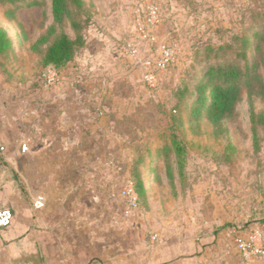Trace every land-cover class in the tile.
<instances>
[{"label":"rangeland","instance_id":"374dc122","mask_svg":"<svg viewBox=\"0 0 264 264\" xmlns=\"http://www.w3.org/2000/svg\"><path fill=\"white\" fill-rule=\"evenodd\" d=\"M146 5L155 17L149 29L177 57L150 84L136 58L121 51L129 46L140 59L153 49L149 35L134 28L135 11ZM71 6L85 45L57 73V83L44 86L48 68L44 72L29 47L53 24L51 0L0 4V25L14 45L0 56V144L8 153L24 139L25 117L38 110L40 95L64 96L62 108L70 111H110L107 125L131 160L110 168L115 190L102 202L108 207L100 221H113L112 228L97 230L90 245L84 231L68 232L81 237L74 253L80 263L102 259L108 244L120 253L122 244L140 260L191 255L202 245L199 264H264V255L245 258L234 244L236 236L252 234L264 245V0H83L79 9ZM61 28L75 36L68 19ZM95 64L106 76L92 74ZM219 64L238 65L244 74L234 114L215 126L207 115L212 84L205 73ZM131 167L144 187L135 208L121 193L129 189ZM115 206L122 211L110 218Z\"/></svg>","mask_w":264,"mask_h":264},{"label":"crops","instance_id":"0c3cea01","mask_svg":"<svg viewBox=\"0 0 264 264\" xmlns=\"http://www.w3.org/2000/svg\"><path fill=\"white\" fill-rule=\"evenodd\" d=\"M106 72L101 73L97 64L93 66L95 77L106 76ZM86 83H91V79ZM53 102L60 104L58 109H48ZM64 102V96L59 94L40 95L36 101L38 110L31 109V115L25 117L28 125L23 140H28V150L22 153L19 144L11 143L9 152L6 147L0 154V203L14 210L12 225L0 228V264H199L203 261L202 245L191 255L178 252L177 246L178 253L171 259L152 254L147 260H140L122 244L120 253H113V246L108 244L109 253H104L102 259L91 261L90 258L80 263L74 253L81 249V237L69 238L68 232L84 231L90 245L96 242L97 230L112 228L113 221L105 225L100 221L108 207L102 202L106 203L108 194H114L115 190L109 182H113L116 172L110 168L122 160H131V156L124 158L121 141L113 139V127L107 125L110 111H70L62 108ZM20 163L23 171L19 170ZM38 193L44 195L45 204L35 209L32 203ZM117 207H113L110 218L121 213L122 207ZM120 227L121 234L127 237L128 226L122 222ZM70 247L72 253L66 251Z\"/></svg>","mask_w":264,"mask_h":264},{"label":"trees","instance_id":"16d2710c","mask_svg":"<svg viewBox=\"0 0 264 264\" xmlns=\"http://www.w3.org/2000/svg\"><path fill=\"white\" fill-rule=\"evenodd\" d=\"M16 1L22 0H0V4H9ZM71 5L79 9L83 5V0H51L53 24L29 47L31 51L37 53L39 64L44 72L47 68H52L59 74L73 61L77 49L85 45V39L79 33L82 23L72 18ZM66 19L69 20L70 26L76 32L74 37H70L61 28L63 21ZM13 46L6 29L0 25V56L13 50ZM240 54H244V51H241ZM205 74L208 77L207 81L212 84L209 91L211 110L207 115L209 120L215 126H218L222 120L234 114L235 106L240 101L242 93L239 80H241L244 73L238 65L219 64L208 67ZM201 88H203V85ZM200 89L198 88V90ZM253 134L256 135L255 129H253ZM137 161H132V167L133 164L134 166L137 165ZM128 182L136 195V206L138 207L144 187L135 167L132 168L131 172L129 171Z\"/></svg>","mask_w":264,"mask_h":264},{"label":"built area","instance_id":"2783aa9c","mask_svg":"<svg viewBox=\"0 0 264 264\" xmlns=\"http://www.w3.org/2000/svg\"><path fill=\"white\" fill-rule=\"evenodd\" d=\"M155 20L154 10L146 5L145 9L136 10L134 15V28L137 33L148 34L150 41L154 42L153 49L147 53L145 57L137 59L136 50L129 48V46L122 45L121 51L136 58V64L139 65L141 76L143 80L150 84L151 80L156 79L158 74L165 71L168 67H173L177 62V57L174 49L169 45L163 43L164 41L156 40L153 30L149 29V25H153ZM46 79L44 86H52L57 83L59 76L52 68H48L46 71ZM152 82V83H153ZM19 148L22 153L28 150V140H21L19 142ZM6 146L0 144V154L4 153ZM129 189H123L122 195L126 198V205L130 208L136 206V195L133 192L130 184ZM45 204V197L42 193H38L33 200V207L40 209ZM14 220V212L11 207L6 204H0V228L4 229L12 225ZM234 244L238 252L243 257H249L251 255H264V245L256 242V236L252 234L244 236H236L234 238Z\"/></svg>","mask_w":264,"mask_h":264}]
</instances>
